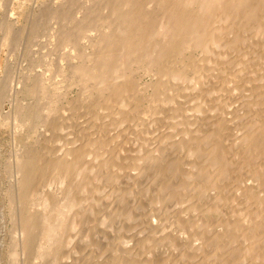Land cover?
Wrapping results in <instances>:
<instances>
[{"label": "bare ground", "instance_id": "1", "mask_svg": "<svg viewBox=\"0 0 264 264\" xmlns=\"http://www.w3.org/2000/svg\"><path fill=\"white\" fill-rule=\"evenodd\" d=\"M64 1V7L51 13L63 22L59 27L57 23L58 45L70 49L69 73L75 78L70 82L76 81L80 86L82 90L77 93L89 100L86 102L92 114L77 120L79 126L74 125L77 122L72 117H61L55 112L53 116L58 95L52 92L55 100L50 101L42 120L48 121L47 131H53L48 134H56L52 138L55 144L45 147L43 155L36 147V151L24 146L14 151L11 173L17 188L15 201H32L21 206L23 211L20 210L17 222L11 196L10 213L15 214L10 217L20 224L19 235L13 237L10 232L11 256H17L14 246L18 245L27 260L36 258L26 264H41L48 257L58 264H78L80 258L75 248L79 245L83 252L87 250L84 259L83 252L80 254V264H264V0H86L92 5L82 4L80 18L69 9L78 2ZM68 22L73 24L66 28ZM9 25L4 26L6 39L10 37ZM85 40L89 51L84 47ZM196 50L201 53L193 58ZM3 57L1 54L0 67L8 75ZM139 72L151 76V80L141 84L142 75L136 77ZM6 75L0 81V124L7 126L8 119H12V136L16 141L25 134L27 125L32 129L36 110H40L33 106L34 100L28 107L20 92L37 93L40 83L43 94L50 95L51 91L42 81L38 83V73L34 76L37 81L26 85V89L9 88ZM45 77L44 80L48 78ZM149 86L152 92L146 94L150 106L144 104V110V95L139 96L138 92ZM37 94L31 95L34 98ZM92 94L94 99H90ZM76 95L73 98L81 101ZM68 100L69 106L72 103L68 108L74 111V107L76 112L85 102L84 97L79 106L78 102ZM162 113L179 115L176 119L174 114L173 119V115L165 117ZM162 115L169 117L167 123L160 118ZM162 119L164 123L156 124ZM67 122L70 127L78 126V131L69 130L65 139L60 131L69 128ZM127 122L136 123L132 128L135 132L130 130L124 135L134 132L138 141L134 137L131 140L133 133L130 138L125 137L130 141L125 139L127 143L119 147L116 140L121 138L118 135L122 130L130 128L125 125ZM60 137L67 141L58 143ZM139 138L141 144L135 142H140ZM124 180V187L133 185L132 189L127 188L134 194L129 196L131 199L138 203L142 198L149 200L140 201L145 207L138 205L147 209L146 202L151 204L148 213L140 210L145 216L139 215L140 211L135 215L131 210L138 207L132 206L130 210L128 199V207L122 202L124 210L117 203L113 193L123 195L126 188L122 190L118 184L122 186ZM56 182L58 192L52 191V187L50 193L40 188L54 186ZM117 185L123 192L116 189ZM38 195L44 196L41 201ZM131 199L129 203L133 205ZM160 206L167 208L158 215ZM225 206L229 207L228 212ZM117 213L126 216V224L117 220ZM0 215L3 244L8 230L2 211ZM139 216L140 220L136 219ZM127 217L131 221L136 217L135 223H128ZM86 220L87 224L93 220L90 228L94 224L102 228L99 231L103 235L95 230L100 233L98 241L107 232L108 224L114 229L112 233L108 228L113 235L110 241V237L106 243L101 240L104 249L102 242L98 245L102 246L97 249L100 256L94 251L98 247V233L92 235L88 227L94 236L89 242V234L82 232L87 226L82 231L79 228L81 232L77 228ZM115 221L120 225L117 228L112 226ZM175 222L185 230L173 229ZM78 237L82 244L83 240L89 243L84 241L82 247ZM110 251L114 252L109 253L111 258L107 254L96 260Z\"/></svg>", "mask_w": 264, "mask_h": 264}, {"label": "rangeland", "instance_id": "2", "mask_svg": "<svg viewBox=\"0 0 264 264\" xmlns=\"http://www.w3.org/2000/svg\"><path fill=\"white\" fill-rule=\"evenodd\" d=\"M79 1H80V4H79ZM76 0L75 2L78 4V5H76L75 6V4H72L71 6H70V10H72V12H73V14L75 15V14H77L78 15V18H80L81 17V14H82V12H83V7L84 6H87V5H92V2L90 3L89 1H86L85 0V2H84V0H83V2L81 1V0ZM62 2H64L65 3V1L64 0H0V55L2 54L4 57L3 58H5L6 59V64L8 65V75H6V72H5V69L3 68V67H0V81L1 80H3L4 79V77H5V75L6 76H8V85H9V88H12V87H14V89L15 88H17V87H20V88H23L24 86H25V89H26V85L27 86H32V85H34V83H32V82H34V81H37V79L35 80V78L36 77H34L35 76V74H40L41 75V77H42V79H41V77H40V75H39V79H38V83H40L41 81H42V84L44 85V84H46L45 86H47V87H49V88H47V89H49L48 90V92H50V95L48 96V98H47V94L45 95V94H43L42 92V90H40V88H41V83H40V87H38V89L39 90H37V93H34V94H37V95H35L36 97H34L33 98V96H34V94L33 93H30V92H26V90H24L22 93L20 92V98L26 103V101H27V106H28V104H29V106L31 105V103H32V101L34 100V102L33 103H35V105L33 104V106H35V108H40V110L38 109V110H36L35 108L34 109H32V110H36L35 112L37 113V116H36V118L34 117V122L35 123H38L37 125L35 124V123H33L32 124V129H31V125H30V129L28 128V126L29 125H27V127H26V129H25V134L21 137L20 136V139L18 138L16 141L18 142V144H19V146H18V144H16L14 141H13V132H14V126H13V121H12V119L10 118V119H8V121H9V123L7 122V126H6V124H5V126H1V124H0V214H1V211L4 213V216H5V220H6V224H7V230H8V233L6 232V237H5V241H4V243L2 244L1 242H0V264H12L13 262H16L17 264H26V263H29V261L31 262H35V260H36V258H32V259H26L25 258V255L23 256V253H22V251H21V249L18 247V245L17 246H14V247H16V250H17V256L15 257V258H13L12 256H11V254H10V249L12 250L13 248V246H12V244H11V238H12V236L14 237V235L16 234V235H19V233H20V224L19 223H17V222H19L20 221V218H21V214H20V210H22L21 208L23 207L22 205H26L27 204V202H31L32 201V199L31 200H29V201H26V204H25V200L27 199V198H25V200L23 201V203L22 204H20V202L18 203V200L17 201H15V198L17 197V188H16V186H14V184H13V181H14V178H13V176H12V173H11V168H12V163H13V157H14V151L16 152V150L18 149L19 150V148H22L23 146L24 147H30L29 149H33V150H41V154L43 153L44 154V151H42V150H45V147L46 148H48V147H51V146H53V144H55V141L54 140H52V138L53 137H55V135L56 134H54L55 132L57 133V130H55V129H53L54 130V136H51L52 134V132L53 131H51V130H49L48 129V131H47V128L45 127V126H48V121H46V122H43V117H46V111H47V109L50 107V105L49 104H51V102L53 101L52 99H54L55 100V97H56V101H55V103H53V105L55 106L54 107V111H52L53 112V114H54V112H55V114H57V115H59V116H61V117H68V118H70V117H72V118H74L73 120H74V122H77V123H75L74 124V122H72V124L70 123V125H78V121L77 120H79V121H81V120H84L85 118H88V117H90L89 115L90 114H92V113H90V111L88 110V105H87V103L89 102V100H87L88 102H86V100H85V96H83L84 94H82L81 92H79V93H77L79 90H82V89H79L80 88V86L76 83V81H74V82H72L73 81V79L75 80V78H72V77H70V68L68 67L69 66V57L67 56V54H68V52L70 51V49L69 48H67L66 47V49L67 50H65L64 48L65 47H63L62 46V44H59L58 45V27H59V24L61 25V24H63V22H61L60 21V18H58V17H56V16H53V15H55V14H51L53 11H54V9L55 8H59L60 6L62 7H64V5L66 4H64V3H62ZM62 3V4H61ZM85 3H89V4H86V5H82V4H85ZM64 4V5H63ZM58 7H57V6ZM82 5V6H81ZM56 6V7H55ZM74 6V7H73ZM79 6V7H78ZM66 8H67V6H65ZM77 7H78V9L79 10H77ZM52 8V9H51ZM72 8V9H71ZM48 9H50V10H48ZM76 10V11H75ZM12 11V12H11ZM49 11H50V14H49ZM80 11V12H79ZM75 12H77V13H75ZM11 13V14H10ZM14 14V15H13ZM76 16V15H75ZM57 19H56V18ZM10 19V20H9ZM59 19V20H58ZM9 21V23H8V21ZM56 21H58V22H56ZM59 21H60V23H59ZM4 23H7L6 24V26L4 25ZM57 23H58V27H57ZM69 23V24H68ZM67 23V25H66V28H68V25H70L69 27H71L72 25L71 24H73V23H70V22H68ZM1 24H3L6 28H7V25L8 24H10L9 26H10V31H9V33H10V37H9V39H6L7 38V34H6V28H4V26L3 25H1ZM3 27V28H2ZM35 32V33H34ZM36 35V36H35ZM33 36H35V37H33ZM87 43L86 45L88 46V47H86V45H85V43ZM83 42V44H84V47L85 48H87V50L89 51L90 50V47H89V45H88V42L85 40ZM61 47H63V48H61ZM243 48V47H242ZM29 49H30V51H29ZM64 50V51H63ZM30 53V52H34L33 54L32 53H28V52ZM65 51H66V53H65ZM238 51H241V50H238ZM196 53H194V55H193V58H195V57H197V56H199V54L201 53L199 50H196L195 51ZM200 52V53H199ZM65 55H64V54ZM231 53V52H230ZM230 53H228L230 56H232ZM240 54V52H235V54ZM188 54H190L189 52H188ZM35 55V56H34ZM67 56V57H64V56ZM69 55V54H68ZM228 55V56H229ZM63 56V57H62ZM35 63L36 64H38V65H40V63H41V65L40 66H37V65H35ZM235 63V62H234ZM31 64H34V66L32 65L31 66ZM233 65H235V64H233ZM32 67H33V69H32ZM35 67V68H34ZM31 68V69H30ZM37 68V69H36ZM35 69V70H34ZM42 71H41V70ZM10 70V71H9ZM33 70V71H32ZM37 71V72H36ZM45 71V73H40V72H44ZM35 72V73H34ZM139 75V77H141V75H142V77L140 78V82H141V84H145V81H148L149 82V80H151V76H149V75H145L144 76V74L142 73V72H139V73H136V77L139 79V77H138V75ZM141 74V75H140ZM43 75V76H42ZM48 77L49 78V76H50V78L48 79V78H46V77ZM46 78L45 80L43 79V78ZM69 77V78H68ZM150 77V78H149ZM56 79L55 81H54V79ZM72 78V79H71ZM34 79V80H33ZM53 79V80H52ZM70 79L72 80L71 82H70ZM44 80V81H43ZM40 81V82H39ZM45 81H47V83L45 82ZM54 82V83H53ZM56 82V83H55ZM29 84V85H28ZM36 84V83H35ZM59 87H58V86ZM56 86V87H55ZM36 87V88H37ZM54 87H55V89H54ZM79 87V88H78ZM57 88V89H56ZM24 89V88H23ZM143 90V89H142ZM139 91L138 92V95L139 96H142V95H144V101H143V103H141V108H145L146 106L148 107V105L150 106V100L148 99V97H149V95H150V92H152V91H150V90H152V87L151 86H149L148 87V89L145 91V90H143V91ZM25 92V93H24ZM55 92V95L57 94L58 96H52L53 95V93ZM149 93V95H145V94H140V93ZM39 93H41V94H39ZM68 95H67V94ZM76 93H77V95H78V97L81 99V101H82V99H83V97H84V100H85V102L84 103H82L81 101H79V102H81V103H79L78 101H76L75 100V98H73V96L75 97V95H76ZM81 93V94H80ZM33 96H32V95ZM52 94V95H51ZM65 96H64V95ZM94 94H96V92H94ZM94 94H92L93 96H91L90 97V99H94V97H95V95ZM40 95V96H39ZM73 95V96H72ZM76 95V96H77ZM80 95V96H79ZM82 95V96H81ZM87 95V94H86ZM96 96H97V94H96ZM147 98H146V97ZM41 98V99H38V98ZM44 97H45V99H48V101L50 102H45V101H47V100H45L44 99ZM51 97V98H50ZM58 97V98H57ZM71 99L70 101L71 102H74V101H76V102H78V106H79V104H81V106L83 107H81L80 108V110L78 109V111L77 112H79L78 114L80 115V113H81V111H82V113L83 114H85V115H83L82 113H81V115H80V118L78 119V117H77V112L75 111V108L74 107H72L73 108V110L75 111H72V109L71 108H68V106H69V100L67 101V99ZM71 97V98H70ZM78 97H76V98H78ZM31 98H33V99H31ZM78 98V99H79ZM89 99V98H88ZM95 99H98V97H96ZM100 99V98H99ZM147 99H148V104H147ZM31 100V102H29ZM40 100V101H39ZM73 100V101H72ZM83 100V101H84ZM29 102V103H28ZM39 103V104H38ZM38 104V105H37ZM47 104V105H46ZM76 104V103H75ZM75 104H73L74 106H76ZM144 104H145V107H144ZM26 105V104H25ZM71 105H72V103H71ZM70 105V106H71ZM86 105V106H85ZM143 105V106H142ZM28 106V107H29ZM32 106V107H33ZM49 106V107H48ZM69 106V107H70ZM84 106L85 107H87V109H85L84 108ZM77 107V106H76ZM30 108H31V106H30ZM78 108V107H77ZM76 108V109H77ZM69 109H71V111L69 110ZM82 109H85L86 111H84V110H82ZM146 109V108H145ZM144 109V110H145ZM84 111V112H83ZM89 111V112H88ZM52 112L50 111V113H51V115H53L52 114ZM41 115V116H38L39 114ZM75 113V114H74ZM48 114V113H47ZM53 115V116H56V115ZM64 116H63V115ZM77 114V115H76ZM88 114V115H87ZM163 114V113H162ZM175 114V113H174ZM174 114H171V115H173V117H170L171 115H170V113L169 114H163V115H165V117H167V115L170 117V118H173V119H175L174 118ZM78 115V116H79ZM162 115V117H160V118H163V119H166V123H167V119H169V117L168 118H165L164 116ZM176 116V119H177V115H179L178 113H176L175 114ZM74 116V117H73ZM82 116V117H81ZM157 116L158 115H155V117L157 118ZM76 117V118H75ZM155 117H153L152 118V116H151V118L152 119H155ZM178 117H180L181 118V116H178ZM9 118V117H8ZM71 118V119H72ZM179 118V119H180ZM40 119H41V122H40ZM76 119V120H75ZM161 120L160 122L158 121L156 124H158V123H164V121L165 120ZM178 119V120H179ZM38 120V121H37ZM156 120V119H155ZM45 121V120H44ZM72 121V120H71ZM138 122H139V120H137ZM136 121V122H137ZM42 122H43V125H41L42 124ZM67 122V124L69 125V123ZM133 122V121H132ZM125 123V125L127 124V127L129 128V129H125V131L124 130H122L123 132H120V135H118V136H120L121 138H118V137H116V143H118V145H119V147H120V145H123L124 143H127V141L129 140L130 141V139H128V138H130V136L135 132L134 130H132V128H135L136 126H135V124L136 123ZM137 122V123H138ZM12 123V124H11ZM46 123V124H45ZM37 126H35V125ZM130 124V125H129ZM133 124H134V126L135 127H133ZM33 125H34V127L35 128H37V130L34 128L33 129ZM70 125L68 126L69 128H65L63 131H60V133H61V135H63L62 137H65V139L67 138V137H69V134L67 135V136H65L66 135V133L69 131V130H72V131H69V133L71 132V133H76V131H78V126L76 127V128H74V126L72 127H70ZM124 125V127H126ZM50 129H51V127H49ZM77 129V130H76ZM121 129V128H120ZM119 129V130H120ZM34 130V131H33ZM74 130H76V131H74ZM134 131L133 133H131V132H129V133H131V135H129V134H126V135H124L125 133H128L127 131ZM13 131V132H12ZM49 131H51V133L50 134H48V132ZM124 135H122V134ZM119 134V133H118ZM135 134V133H134ZM133 134V135H134ZM59 135V134H58ZM57 135V136H58ZM60 135V136H61ZM72 135V134H71ZM70 135V136H71ZM74 135V134H73ZM131 136V140L132 139H134L135 138V136L137 137V135L135 134L134 136ZM147 135H149V134H147ZM49 136H51L50 138H49ZM123 136V137H122ZM127 136H129L128 138H125V137H127ZM62 137H60L61 139V141L60 140H58L57 142L58 143H60V144H62L63 143V141L64 142H66L67 140H64ZM134 137V138H133ZM146 137V136H145ZM71 138V137H70ZM123 138H124V140L126 139H128L126 142L124 141H122L123 140ZM138 138V137H137ZM137 138H135L134 140H136ZM119 139H120V142H123V143H121L120 144V142H119ZM122 139V140H121ZM141 138H139V141L140 142H137L138 141V139H137V141H135L137 144H141L143 141V139H145V138H143L142 137V140H140ZM51 140V141H50ZM134 140H132V141H134ZM20 141V142H19ZM53 141V142H52ZM142 141V142H141ZM14 142V143H13ZM25 143V144H24ZM14 144V148H13V145ZM15 144H16V146H15ZM116 145V144H115ZM32 146V147H31ZM18 147V148H17ZM34 147H36L35 149H34ZM121 147H123V146H121ZM170 148V147H169ZM172 148H174V147H172ZM13 149H15V150H13ZM168 149V148H167ZM35 150V151H36ZM169 150V149H168ZM170 150H171V148H170ZM173 150V149H172ZM42 154V155H43ZM182 155H184L185 154V152L183 151L182 153H181ZM185 156V155H184ZM146 179H144V181H145ZM126 180H124L123 181V185L121 186V184L122 183H120V184H118V185H120V188L123 190V187L126 185L125 182ZM125 182V183H124ZM129 182V181H128ZM57 183V182H56ZM56 183H53V185L54 186H56V187H54V186H52V185H50V187L49 186H44V187H40L41 189L42 188H44L43 190H49V193H50V191L52 190H55V191H57L58 192V190H60L59 189V187H58V183H57V185H56ZM142 182H140V185H142L141 184ZM145 183H149V182H147V180L145 181ZM127 184H129V183H127ZM117 185V187H116V189L117 188H119V186ZM133 186V185H132ZM132 186H131V183L129 184V185H127V187H124V188H126L125 190H124V193H123V195L124 194H126L127 193V188L128 187H130L131 189H132ZM47 187V188H46ZM52 187V188H51ZM115 187V186H114ZM49 188V189H48ZM50 188H51V190H50ZM53 188H55V189H53ZM57 188V189H56ZM119 188V189H120ZM129 188V189H130ZM39 190V194H41V192L43 191V190ZM131 189H130V191H131ZM118 190V189H117ZM116 190V191H117ZM41 191V192H40ZM51 191V192H52ZM118 191H121V190H118ZM129 191V190H128ZM129 191V192H130ZM121 192H123V191H121ZM127 193V198H126V196L124 197L120 192V195H119V193H118V195H117V192H114L113 194H115L116 193V195L115 196H117L118 198H120V199H117V197H115L116 198V201H117V203L118 204H120V206L124 203L127 207L129 206V208L130 207H132V209L134 208V207H138L139 208V206L138 205H140V207H141V205H144V207L146 206L145 204H142V203H144V200L145 201H147L146 199H141L140 201H142V203H140V201H139V203L138 202H136L135 201V198L133 199H131V197H134V194H133V196H132V192H130V193ZM46 193H48V192H46ZM130 194V195H129ZM43 195V194H42ZM42 195H38L39 197V199H40V197H44V196H42ZM11 196L13 197V199H14V205H16L15 206V210L13 209V211L15 212L16 210V214L15 215H17V222L16 221H12L11 219H13L12 217H10V216H12V215H14L13 213H10L11 212V210H10V201H11ZM122 196V197H121ZM129 196H131V197H129ZM37 197V196H36ZM36 197H34V199L36 198ZM123 197L125 198V199H123ZM38 198L36 199V200H38ZM122 198V199H121ZM128 199V204L129 205H127L126 203H127V200ZM129 199H131L130 201L132 202L133 201V205H132V203L130 204L129 203ZM42 200V198L40 199V201ZM120 200V201H119ZM123 200V201H122ZM124 200L126 201V202H124ZM137 203V205H136V203ZM149 201V200H148ZM147 201V202H148ZM174 201V200H173ZM173 201H172V203H173ZM205 201V200H204ZM203 201V202H204ZM123 202V203H122ZM146 202V204H147V206L149 205V207H147V209H149L150 210V208L152 207V206H150L151 204L150 203H147ZM175 202V201H174ZM29 204V203H28ZM158 204V203H157ZM156 204V209L158 208V205H160L161 203H159L158 205ZM164 204V203H163ZM163 204H161V205H163ZM125 205H123V207L125 206ZM136 205V206H135ZM167 205V204H166ZM22 206V207H21ZM36 206H38V205H36ZM122 207V206H121ZM120 207V208H121ZM122 207V208H123ZM126 207V208H127ZM144 207H142V208H139V210H138V208L135 210V209H133V210H131V208H130V210L134 213L135 212V215H137L138 216V211H140L141 209H142V211L143 212H146V210L147 209H145ZM161 207V206H160ZM159 207V208H160ZM164 207V206H163ZM166 207V206H165ZM164 207V208H165ZM125 208V209H126ZM162 209V207L160 208V209H158V210H160V211H158L156 214H158V213H161L162 212V210L164 211L165 209ZM167 208V207H166ZM228 208L229 207H226L225 206V211H227L228 210ZM143 209H145V210H143ZM10 210V211H9ZM123 210H124V208H123ZM126 210H129L128 208L126 209ZM129 210V211H130ZM135 210V211H134ZM23 211V210H22ZM121 211V210H120ZM136 211H137V214H136ZM148 211V210H147ZM141 212V211H140ZM228 212V211H227ZM146 213H148V212H146ZM146 213H143L142 214V212L139 214V215H141L142 217H143V215L145 216V214ZM118 214V213H117ZM115 215L116 217H117V220L119 221V220H121L120 221V223L122 222H125V220H124V218L126 217V216H124L123 217V215H122V217L121 216H119L120 214H118V215ZM159 215V214H158ZM0 217H2L1 215H0ZM141 217V218H142ZM120 218H123V219H120ZM135 218L136 217H134V219L132 218V221H133V223H135L134 221H135ZM138 218H140V216L139 217H137L136 219H138ZM172 218V217H171ZM170 218V219H171ZM16 219V218H15ZM92 218H90L89 220H91ZM112 219H113V216H112ZM111 219V224H112V222H113V220L115 219H113L112 220ZM129 218L127 217V220L126 221H129L128 223H131L132 221L131 220H128ZM169 219V220H170ZM88 220V219H87ZM87 220L85 221V222H82L83 224H82V226L84 225V229H82L83 227L81 226V227H79V226H77V228L79 229V228H81V231L82 230H85V225L87 226L86 228V230L85 231H82V232H84V234L87 232L89 235H88V237L90 238V240H89V242L91 241V239L94 237V236H91V234L93 235H96L98 232H95V230H97V231H99L100 230V225L99 224H97V226H95V224L93 225V227L95 228H93V230H92V228H90L89 226H92V224H93V220L91 221V222H89L88 221V224H87ZM138 220H140V219H138ZM138 220H136V223H139L138 222ZM169 220L167 219L166 221H168L169 222ZM16 222V224L17 225H13V223H15ZM117 221H115V223H116ZM170 222H172V221H170ZM86 223V224H85ZM95 223H97V222H95ZM115 223H113V227L114 228H117L118 226H120L119 225V223H118V225H117V223L115 224ZM121 223V224H122ZM127 223V224H128ZM173 223V222H172ZM176 223V222H175ZM111 224H108L107 226H109L110 228H111ZM123 224H126V223H123ZM168 224H170V223H168ZM116 227H115V226ZM177 225V226H176ZM0 226H1V220H0ZM106 226V230H105V228H104V230H105V232L106 233H108V235L110 234V236H107V234L106 233H104V236L103 237H106L107 236V238H103V237H101V240L104 242L105 241V243L109 240H111V238L113 237V235L111 234V233H109V227H107ZM173 226H174V228H173ZM175 226L178 228H175ZM14 227V229L12 230V228ZM90 228V230H91V234L89 233L90 232V230H89V228ZM170 227H171V224H170ZM183 226H179L178 227V223H176L175 225L174 224H172V228L173 229H175L176 231H179V230H181V232L182 231H184L185 229V227L184 228H182ZM96 228H98V229H96ZM109 228V229H108ZM181 228V229H180ZM9 230H12V231H9ZM87 230H89V231H87ZM101 230H102V228H101ZM111 230V229H110ZM112 230H114L113 228H112ZM110 231V232H112L113 233V231ZM80 231V229H79V232H81ZM10 232H11V234H12V236H11V234H10ZM76 232H78V231H76ZM100 232V231H99ZM103 231H101L100 233H101V235H103V233H102ZM87 233H86V235H87ZM100 233H98V235H96L97 237L100 235ZM0 234H1V231H0ZM83 235V234H82ZM81 235V236H82ZM80 236V237H81ZM77 237V236H76ZM100 237V236H99ZM99 237L98 238H96L97 239V246L102 242L101 240L100 241H98V239H99ZM108 237H110L109 239H108ZM79 238V237H78ZM105 239V240H104ZM108 239V240H107ZM79 240V242L82 244V241H80V238L79 239H77V241ZM107 240V241H106ZM114 240H115V238H114ZM84 241L85 240H83V244H85L84 243ZM112 241H113V239H112ZM111 241V242H112ZM78 242V244H80ZM87 244L89 243V242H87V241H85ZM101 243V245L103 246V244L104 243ZM2 244V245H1ZM81 244H80V246H81ZM83 244H82V247H84L83 246ZM86 244V245H87ZM86 245H85V248H86ZM96 246V247H97ZM102 246H98L97 248H95L94 249V251L95 252H99L100 250H98L97 251V249H99V248H102ZM78 247H79V245H78ZM77 247V245H76V248H78ZM165 247H167V246H165ZM75 248V253H77V254H79V258H80V260L79 259H77L76 260V258L75 257H73V259L74 260H76L77 262H78V264H80V262L82 261L81 259V257L83 256V259L86 257V249L84 250V252H83V249H81V247H79L78 249H76ZM113 248V247H112ZM103 249H104V246H103ZM102 249V250H103ZM158 249H160V248H158ZM178 249V248H177ZM77 250H80L81 251V253H80V251H77ZM104 251V250H103ZM111 251H112V249H111ZM108 252V253H104L103 252V256L104 255H106L107 256V254L109 255V257L111 258V254H109V253H112V254H114V252ZM73 252V251H72ZM71 252V253H72ZM82 252H83V255H82ZM94 252V253H95ZM101 252V251H100ZM99 252V256L101 255V253ZM74 253V252H73ZM74 253V254H75ZM74 254H71V255H74ZM77 254H75V256L77 255ZM82 256H81V255ZM85 254V255H84ZM88 254V253H87ZM85 256V257H84ZM95 256L97 257V253H95ZM97 257L96 258V260H99V258H105V256L104 257ZM76 257H78V256H76ZM51 257H48V259H44L43 261H41V264H47V262L45 263V261H48V263H52V264H58V263H56V262H54V260L51 258ZM70 258H72V256L70 257ZM24 259L25 260H27L28 262H26V261H24ZM34 259V260H33ZM53 260V262H51L50 260ZM16 260V261H15ZM25 262V263H24ZM31 262V263H32ZM30 263V264H31ZM82 263V262H81ZM34 264V263H33ZM77 264V263H76Z\"/></svg>", "mask_w": 264, "mask_h": 264}]
</instances>
